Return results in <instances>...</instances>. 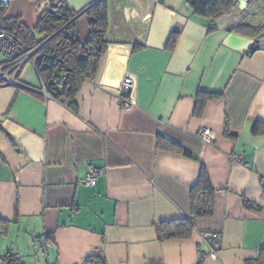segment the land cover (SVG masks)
I'll return each instance as SVG.
<instances>
[{
	"label": "crops",
	"instance_id": "crops-1",
	"mask_svg": "<svg viewBox=\"0 0 264 264\" xmlns=\"http://www.w3.org/2000/svg\"><path fill=\"white\" fill-rule=\"evenodd\" d=\"M64 1L80 10L92 0ZM47 3L7 0L6 15L33 28ZM242 4L208 31L185 0H108V44L74 109L43 91L28 59L14 83L0 80V264L7 253L22 264L264 259V133L252 132L264 121V37L248 54L255 39L234 29L239 17L256 25L263 16ZM8 64L0 58L2 71ZM125 77L130 108L120 99ZM198 90L220 96L195 115ZM159 134L191 157L158 148ZM90 166L103 171L94 186L83 181ZM202 167L212 214L195 218L188 238L159 240L158 225L190 216ZM204 231L218 234L213 255Z\"/></svg>",
	"mask_w": 264,
	"mask_h": 264
},
{
	"label": "trees",
	"instance_id": "trees-1",
	"mask_svg": "<svg viewBox=\"0 0 264 264\" xmlns=\"http://www.w3.org/2000/svg\"><path fill=\"white\" fill-rule=\"evenodd\" d=\"M107 2L108 0H92L80 10L68 8L64 14H58L46 8L38 14L36 25L29 28L19 17L7 16V1L0 0V23L6 31L13 33L23 46V49L17 50L16 57L31 52L27 59L32 62L46 94L73 109L76 107L75 95L79 84L93 78L108 44ZM185 2L193 14L209 20L208 31L215 30L217 21L223 16L230 15L238 5V0H185ZM251 2H254L255 9L260 11L262 20L253 25L239 17L240 20L234 25L236 31L251 35L255 39L247 51L248 54L259 48V40L264 37V0H251L249 3ZM249 3L241 9L243 12H247ZM82 17H85L86 21L83 28L79 23ZM177 34L175 30L171 32L167 47L173 46ZM10 65L9 63L7 67L10 68ZM219 96V93L198 90L193 113L199 115L207 100ZM252 132L264 133V121H256ZM156 143L160 149L177 150L191 157L187 149L161 134L157 136ZM213 195L214 190L208 174L202 167L198 181L190 193V216L158 225V239L190 237L194 229L193 220L212 214ZM201 259L202 255L198 264L201 263ZM16 260L17 258L10 253L3 256V261L7 264H13ZM263 262L264 259L262 260L261 257L256 260V264H263ZM84 264L106 263L102 257H94L87 259Z\"/></svg>",
	"mask_w": 264,
	"mask_h": 264
},
{
	"label": "built area",
	"instance_id": "built-area-1",
	"mask_svg": "<svg viewBox=\"0 0 264 264\" xmlns=\"http://www.w3.org/2000/svg\"><path fill=\"white\" fill-rule=\"evenodd\" d=\"M6 2L7 0H3ZM251 0H244L241 2L242 9L245 8V5ZM240 6V4H239ZM47 8L55 13L64 14L69 8L67 3L64 0H48ZM241 8V7H240ZM23 49V46L17 41L15 35L5 30L3 25L0 23V53L9 61L10 68L9 71L3 72L0 69V80L4 79L7 83H14L16 76L22 66V64L27 60L29 55L18 56L17 50ZM42 86V84H41ZM132 88V80L130 77H125L121 85V103L124 108H130L135 105V100L130 96V91ZM43 89V86H42ZM44 91V89H43ZM199 136L205 141H211V132L208 128L202 127L199 131ZM103 173L101 168L90 166L89 171L87 172L85 178L83 179L84 183L88 186H94L96 179L99 175ZM201 238L209 240V254H214L219 248L218 234L215 231H204L201 232ZM2 264H7L2 261ZM13 264H22L20 261L16 260Z\"/></svg>",
	"mask_w": 264,
	"mask_h": 264
},
{
	"label": "rangeland",
	"instance_id": "rangeland-1",
	"mask_svg": "<svg viewBox=\"0 0 264 264\" xmlns=\"http://www.w3.org/2000/svg\"><path fill=\"white\" fill-rule=\"evenodd\" d=\"M239 2V0H238ZM246 7V6H245ZM79 23H80V26L82 27L83 24L85 25L86 24V21H85V17H82L80 20H79ZM3 57V55L0 53V58Z\"/></svg>",
	"mask_w": 264,
	"mask_h": 264
},
{
	"label": "bare ground",
	"instance_id": "bare-ground-1",
	"mask_svg": "<svg viewBox=\"0 0 264 264\" xmlns=\"http://www.w3.org/2000/svg\"><path fill=\"white\" fill-rule=\"evenodd\" d=\"M242 2L244 1V0H241Z\"/></svg>",
	"mask_w": 264,
	"mask_h": 264
},
{
	"label": "flooded vegetation",
	"instance_id": "flooded-vegetation-1",
	"mask_svg": "<svg viewBox=\"0 0 264 264\" xmlns=\"http://www.w3.org/2000/svg\"><path fill=\"white\" fill-rule=\"evenodd\" d=\"M3 72H5V71H3Z\"/></svg>",
	"mask_w": 264,
	"mask_h": 264
}]
</instances>
